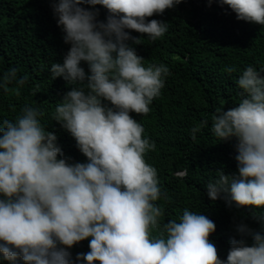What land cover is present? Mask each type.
Segmentation results:
<instances>
[{
  "label": "clouds",
  "instance_id": "9594fccd",
  "mask_svg": "<svg viewBox=\"0 0 264 264\" xmlns=\"http://www.w3.org/2000/svg\"><path fill=\"white\" fill-rule=\"evenodd\" d=\"M182 0H58L53 4L57 24L70 48L63 63H53L52 78L63 77L71 87L57 104L54 120L76 140L86 163L69 164L56 135L42 126V113L25 105L14 120L0 121V253L24 264H73L67 249L85 239L90 251L77 254L86 264H264V234L240 225L221 260L209 237L216 225L207 216L183 210L161 223V188L157 170L144 154L155 143L143 136V126L130 115L147 114L161 95L165 65L144 66L133 44L147 34L153 41L168 30L156 19ZM238 20L264 25V0H218ZM212 0H209V4ZM101 5L110 15L98 21ZM88 64L89 73L80 66ZM226 71L234 72L235 68ZM10 68L0 87L19 88ZM243 90L238 106L212 118V132L220 141L237 140L238 174L218 177L206 185L215 201L224 194L237 207H264V76L248 66L238 77ZM108 101L109 107L103 103ZM208 123L191 129L192 139ZM184 174V173H180ZM155 233V234H154ZM250 237L252 246H247Z\"/></svg>",
  "mask_w": 264,
  "mask_h": 264
},
{
  "label": "trees",
  "instance_id": "16d2710c",
  "mask_svg": "<svg viewBox=\"0 0 264 264\" xmlns=\"http://www.w3.org/2000/svg\"><path fill=\"white\" fill-rule=\"evenodd\" d=\"M57 2L0 0V79L10 68L17 69V79L27 77L19 95L14 83L7 90L0 87V121L14 120L23 106H33L42 113L39 119L45 130L57 137L63 153L58 159L64 158L69 164L86 163L87 157L74 137L54 120L64 95L71 87H80L63 77L53 79L50 72L53 63H63L71 46L64 42L65 33L57 24L53 11ZM82 6L98 11V21L106 22L110 15L101 5ZM152 19L168 23L167 32L155 41L147 34L125 31L140 38V44L127 43L144 58V66L162 64L169 69L162 77L165 86L161 95L149 105L150 111L130 113L143 126V136L155 143V149L144 154L145 162L157 170L162 192L154 203L163 209L161 223L178 221L185 208L207 216L216 225L209 239L219 258L226 260L231 240L241 239L237 231L240 225L264 234V207L229 206L223 193L215 201L208 198L205 185L218 177V171L238 174L237 140L220 141L212 132V118L241 102L243 90L237 80L248 66L264 76V25L238 20L236 13L218 0L211 4L209 0H182L162 15L148 18ZM80 66L90 74L86 62ZM230 67L236 71H226ZM103 103L112 107L108 101ZM204 120L207 125L193 140L191 129ZM90 239L67 249L73 264H86L76 257L90 251ZM245 239L247 246H252L251 238ZM0 264L24 262L8 261L0 253Z\"/></svg>",
  "mask_w": 264,
  "mask_h": 264
}]
</instances>
